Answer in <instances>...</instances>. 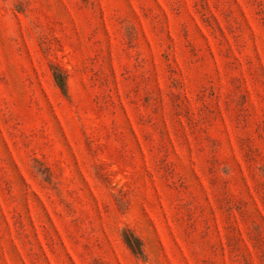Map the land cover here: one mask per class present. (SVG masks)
Masks as SVG:
<instances>
[{
  "label": "rangeland",
  "instance_id": "rangeland-1",
  "mask_svg": "<svg viewBox=\"0 0 264 264\" xmlns=\"http://www.w3.org/2000/svg\"><path fill=\"white\" fill-rule=\"evenodd\" d=\"M0 264H264V0H0Z\"/></svg>",
  "mask_w": 264,
  "mask_h": 264
}]
</instances>
